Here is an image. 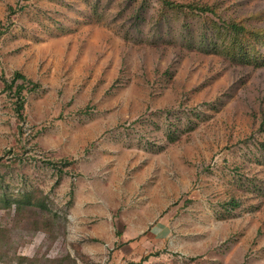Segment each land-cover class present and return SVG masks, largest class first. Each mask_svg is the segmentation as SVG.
Wrapping results in <instances>:
<instances>
[{
    "label": "rangeland",
    "instance_id": "rangeland-1",
    "mask_svg": "<svg viewBox=\"0 0 264 264\" xmlns=\"http://www.w3.org/2000/svg\"><path fill=\"white\" fill-rule=\"evenodd\" d=\"M0 201V264H264V0H0Z\"/></svg>",
    "mask_w": 264,
    "mask_h": 264
},
{
    "label": "trees",
    "instance_id": "trees-1",
    "mask_svg": "<svg viewBox=\"0 0 264 264\" xmlns=\"http://www.w3.org/2000/svg\"><path fill=\"white\" fill-rule=\"evenodd\" d=\"M165 4L170 7V8H182L184 6L182 5H176L173 2H169V1H164ZM188 8L192 11H196V13L200 12V14L203 16V14H208V13H212V14H216V12L214 11V9H212L211 7H199V6H188ZM226 24V23H224ZM222 26H217L219 28V30L217 29V31H222L225 28V25ZM229 27L227 28V32L228 34L225 35V39H227L229 41L230 44H235L238 43L243 45L242 43V39L239 41V39L242 36V31H244V27L235 24V23H229L227 24ZM22 80L25 83H28L30 85H32V88L35 89L38 87V84L33 83L31 81H29L23 74L20 73H16L11 81V84H9L7 81H4L6 84V88L7 90H10L11 92H15L14 93V97L16 98V112L18 114V116L20 118H22V110L24 108V97L22 96V92L24 90L25 85H17L16 83ZM14 87H15V91H14ZM26 200V199H25ZM0 202H4V201H0ZM15 203H17V207H19L18 210L25 208L26 206H30V207H35L37 208L39 211L48 213V206L41 202V203H30L28 200L25 201H20V199H17L16 201H14ZM10 206L12 205V203L9 204ZM2 231L0 230V258H4V260H6L7 258H9V255H4L6 252L2 251L3 248L5 247V245H8L9 240L5 237V236H1ZM120 235V234H119ZM4 252V253H3ZM14 255L16 256L17 251H13ZM18 260L22 261V262H28L29 264H34V263H39V260L36 256L32 257V258H24L19 256Z\"/></svg>",
    "mask_w": 264,
    "mask_h": 264
}]
</instances>
